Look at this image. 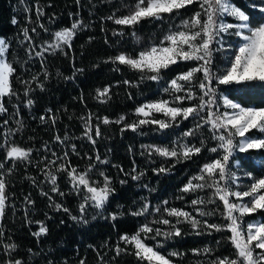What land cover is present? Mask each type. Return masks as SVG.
Segmentation results:
<instances>
[{
    "label": "trees",
    "instance_id": "1",
    "mask_svg": "<svg viewBox=\"0 0 264 264\" xmlns=\"http://www.w3.org/2000/svg\"><path fill=\"white\" fill-rule=\"evenodd\" d=\"M231 2L252 17V24L262 21L259 12L245 7L251 0ZM136 3L137 0H0V38L8 43L5 58L14 69L10 76L11 94L0 97V105L6 109L0 112V179L6 184L7 197L0 219V264H15L16 260L21 264H81V261L147 264L134 255L133 245L121 240V236H131L143 225L153 229L144 242L174 264H213L218 259H237V251L229 240L231 233L207 227L228 223L222 215L223 202L214 195L215 188L183 191L189 181L210 183L207 174L205 181L193 178L202 174L205 164L224 154L219 148L220 141L213 137L227 132L214 130L205 123L209 108L206 106L186 120L178 117L176 122L163 113L153 112L147 117L171 123L166 129L151 123L139 126L135 132L126 127L145 119L135 110L146 103L166 100L175 107L198 106L203 95L199 88L202 72L196 73L191 82L180 81L183 91L165 89L171 80L199 63L179 60L162 70L160 79L153 81L147 79L152 73L133 70L111 59L120 54L136 57L140 51L160 45L170 32L185 30L183 21L190 20L197 12L204 20L200 0L163 14L161 20L146 18L134 26L117 25L114 19H108L128 15ZM77 21L82 24L69 44H62L54 52L51 48L44 51L56 42V32ZM25 28L30 40L25 39ZM214 46L213 43V49ZM37 52L43 55L38 56ZM220 55V51L213 50V73L223 61ZM212 87L217 89L216 103L211 106L213 112H218V108L223 110L218 107L221 96L244 107L264 108L262 82L226 86L213 81ZM105 88L109 89L108 93L100 96L97 90ZM189 89L195 94L191 100L186 98ZM177 96L185 99L176 100ZM29 100L33 102L31 105ZM121 117H124L122 121ZM104 118L109 123H103ZM187 132L192 135L185 136ZM181 145L201 147V152L177 162V158L161 156L153 148H176L180 152ZM14 146L31 149L28 160L8 157L7 151ZM214 147L216 152L211 151ZM97 156L107 163L97 161ZM60 165L69 171L75 168L77 173L87 172L94 186H102L104 176L110 179L114 192L103 209L89 203L84 213L80 212L86 189L81 186L79 191L75 190L67 172L59 170ZM161 168L167 171L160 172ZM229 170L250 174L254 179L263 177L264 149L234 151ZM49 172L56 176L57 192L52 191ZM140 173H143L140 179H131ZM227 183L232 185L230 181H220L221 186ZM194 200L204 203L194 205ZM56 204L62 207L57 210ZM145 205L147 211L133 215ZM172 208L189 213L200 224L194 229L184 217L170 216L166 209ZM201 212L211 214L202 216ZM72 216H83L87 223L74 221ZM163 219L170 224L160 223ZM253 220L264 222V211L243 217L241 223L246 226ZM42 225L47 229L46 234L34 236ZM173 225L180 229L179 236H156L155 229L174 232ZM6 245L16 247L6 248ZM117 247L123 249L119 254ZM260 251L257 249L256 253Z\"/></svg>",
    "mask_w": 264,
    "mask_h": 264
},
{
    "label": "snow or ice",
    "instance_id": "2",
    "mask_svg": "<svg viewBox=\"0 0 264 264\" xmlns=\"http://www.w3.org/2000/svg\"><path fill=\"white\" fill-rule=\"evenodd\" d=\"M194 3V0H137L134 10L128 15L120 18H114L112 16L108 19H114V23L117 25L134 26L141 20L146 18H153L161 20L163 14H171L175 10L185 8L187 5ZM205 5L207 7H205ZM200 7L204 11L206 19H201V13L197 12L190 20L183 21V27L187 31H175L170 32L164 37L160 45L152 46L149 49L140 51L138 56L132 57L125 54L117 55L111 58L113 62H119V64L127 65L133 70L140 72H149L152 75L148 76L147 79L156 81L160 79V73L162 70L168 69L170 65L176 64L179 60L183 61H197L199 63L197 67L191 68L189 71L182 73L177 78L171 80L169 88L165 91L180 92L184 90V85L180 81L191 82L195 78V74L198 72L203 73V79L199 83V88L203 92L200 96V103L194 107H173L169 105V101L159 100L152 103L142 105L136 108V113L145 117L140 119L138 123L126 125L127 128L132 131H137L139 126L145 124H156L159 125L160 129H166L171 127V123L164 120L158 119H147L153 112L163 113L166 117L170 118L171 122H176L178 117L188 119L193 114H199L206 106L209 108L208 120L205 123L211 125L214 130H225L227 135L221 134L219 136L214 135V139L220 141L219 148L223 150L224 154L221 158L215 159L212 163L205 164L201 169V175L194 177L193 179L205 181V175L210 183H198L193 184L189 181L185 185L183 191H194L196 189H202L204 187H214V195L223 202L224 211L222 215L228 223L224 226L220 225H207L208 228L215 229L216 231L227 230L231 233L229 240L237 251V259L229 260L228 258L218 259L213 264H264V222L260 223H249L246 229L243 227L241 221L245 216H252L259 211H264V177L254 180L246 191H231L229 187L221 186L220 181H228L234 177V173L229 170L230 160L233 157L234 151L239 150L241 153L248 152L250 149L261 150L264 149V138H249L246 133H249L252 129H257L264 133V108L257 107H244L241 104L229 99L226 96L220 97L223 101V105L226 109H232L230 113L224 111L223 113L211 111V106L216 103V92L217 89L212 87L213 81L218 85H240L247 82H262L264 83V0H251L250 4H246L245 7H249L252 12H259L262 16V21L256 25L251 23L252 17L247 14L240 6L234 5L231 0H200ZM224 16L234 18L236 23H225L223 21ZM16 23L15 19L12 21ZM82 24V22H73L71 28H65L55 33L56 42L48 45L44 48V51H48L49 48L53 50L61 48L62 44H69L75 30ZM43 27V25H41ZM230 30H235L233 33L242 40L236 49L234 58L230 61V67L224 72L216 74L212 72V55H213V43H221L218 37H221L224 33H229ZM246 30V31H245ZM35 31V29H33ZM25 39L30 40L28 36V30L23 29ZM247 33V34H246ZM135 35V33H133ZM165 41L167 44L165 45ZM70 46V45H69ZM8 48V43L5 39L0 38V57H3L4 53ZM36 55L42 56V52H37ZM82 72V69H77ZM14 72L12 66L6 63L3 59H0V97L11 94L10 76ZM47 76V74L45 73ZM35 79V77L33 78ZM71 79V77H68ZM141 79H144L142 76ZM128 83V81H125ZM109 89L105 88L103 91L97 90L100 96H105ZM27 94V93H26ZM194 93L189 89L187 99L191 100L194 97ZM209 97L205 100L204 97ZM176 100H183L185 97L177 96ZM33 102L28 101L31 105ZM6 111L2 105H0V112ZM43 119V118H41ZM124 117H121L122 121ZM120 121H117L119 123ZM103 123H109L107 118H104ZM199 127V125H198ZM96 135H99V129L96 130ZM185 136L192 135V132H187ZM234 137H241L239 142L234 143ZM60 138L57 137V140ZM91 139V137H89ZM95 141H93L94 143ZM203 145V141H201ZM182 151L178 152L176 148L171 150L166 147H155L154 151L164 157H175L177 162L181 159H191L192 155L199 154L201 147L195 145H181ZM212 152H216L217 148H212ZM31 149H23L20 147H12L7 151V156L18 160H28ZM67 155V154H65ZM97 161L101 163H107V161H101L100 157H96ZM54 163V162H53ZM2 167V165H0ZM91 165L89 170L91 169ZM61 171H66L67 175L71 178L73 187L79 191L81 186L86 189L84 195V203L80 204V212L83 214L86 205L91 203L96 209H103L107 203L110 195L114 192L111 187V181L104 173H100L104 176L103 185H93L92 182L87 178L88 173L82 172L77 173L75 168L70 171L60 165ZM122 170V169H121ZM135 171V169H133ZM160 172L167 171L164 168L159 169ZM143 175H132V180H138ZM48 179L53 184L52 191L57 192L58 188L55 187L56 176L51 172L47 174ZM218 177V178H217ZM125 183V181H121ZM6 184L3 179H0V219L3 218L4 210L6 206V195H5ZM64 195V193H59ZM47 195V193H42ZM230 197H236L238 201H242L245 197L249 198L247 203H237L230 199ZM27 199V198H26ZM213 202V201H210ZM31 203V201H29ZM192 203H204L203 200H194ZM56 209L59 210L62 205L56 204ZM63 211L68 212L67 208ZM144 211H147V205L141 212L133 213V215H141ZM170 216L177 218L184 217L189 220L191 226L195 229L200 224L195 218H192L189 213L182 210L172 208L167 210ZM238 213V215H237ZM211 213L201 212L200 215H210ZM74 221L80 219L82 222L87 223L83 220V216L71 217ZM115 219V215L112 217ZM163 224H170V221L163 219L159 221ZM179 223V219L177 220ZM207 224V222H205ZM174 232L162 233L159 228L155 229L156 236L164 235L170 238L172 235L179 236L181 231L172 226ZM47 229L42 225L39 232L33 233L34 236H40L46 234ZM153 232V229L148 225H143L139 231L131 236L123 235L121 240L126 244L134 246V255L140 261H146L147 264H171L170 260L162 255L159 251L153 247L147 245L144 239L147 233ZM144 234L142 237L141 234ZM2 235V233H0ZM155 239V237H152ZM6 248L14 249L15 245H6ZM260 249L259 253L256 250ZM117 254L123 249L117 247ZM204 251H210L205 249ZM255 253V254H254ZM170 255H177V253H171ZM15 264H21V261L16 260ZM81 264H84L81 261Z\"/></svg>",
    "mask_w": 264,
    "mask_h": 264
},
{
    "label": "rangeland",
    "instance_id": "3",
    "mask_svg": "<svg viewBox=\"0 0 264 264\" xmlns=\"http://www.w3.org/2000/svg\"><path fill=\"white\" fill-rule=\"evenodd\" d=\"M205 19H206V16H205ZM223 21L225 23H236L237 22L234 18L229 17V16H224ZM253 25H256V24H253ZM68 28H70V27H68ZM183 31H187V29H185ZM234 31L235 30H230L229 33H224L221 35V37H218L217 39L220 40L221 43L214 42V44L216 45V46H214V49H213L214 52L220 51V54H221L220 56H222V59H223V61L220 62V64H218L216 67V70H215L216 74H220V73L224 72L228 67H230V61H231V59L234 58L236 49L238 48L239 44L242 43V40L239 37H237L234 34H231ZM230 35H233V38H230ZM5 54H6V52L4 53L3 57H0V59H3L6 62ZM198 63H202V62H198ZM179 75H181V74H179ZM150 103H152V102H150ZM146 104H149V103H146ZM146 104H144V105H146ZM220 104L218 105V107L221 106L223 108V110L218 108L219 113H223L224 111H228L231 113L233 111L232 109H226L225 108V106L223 105L222 99H220ZM173 107H175V106H173ZM250 132H251V134L246 133V136L249 138H264V133L260 132L257 129H252V130H250ZM233 139H234V143H236V142H239L242 138L241 137H234ZM237 150H238V148H237ZM237 164H238V162L235 161L234 165H237ZM233 173L235 174L234 177L232 179L228 180V181H230V183H232V185L227 183V187H229L231 191H246V190H248L249 186L254 182V180H256V179L252 178V176L250 174H247V173H243L240 171L233 172ZM260 178H262V177H260ZM257 179H259V178H257ZM261 192L264 193V190H261ZM230 199L234 202H237V203H247L249 201V198H247V197H245L242 201H238L236 197H230ZM237 215H238V213H237ZM249 223H260V221L253 220V221H250ZM249 223H247V224H249ZM247 224H246V226H243L245 229L247 227ZM171 264H174V263L171 262Z\"/></svg>",
    "mask_w": 264,
    "mask_h": 264
},
{
    "label": "built area",
    "instance_id": "4",
    "mask_svg": "<svg viewBox=\"0 0 264 264\" xmlns=\"http://www.w3.org/2000/svg\"><path fill=\"white\" fill-rule=\"evenodd\" d=\"M68 28V27H67ZM71 28V27H70ZM65 29V28H64ZM61 30H63V29H61ZM61 30H59V31H61Z\"/></svg>",
    "mask_w": 264,
    "mask_h": 264
}]
</instances>
